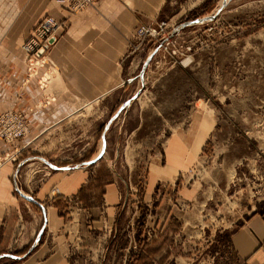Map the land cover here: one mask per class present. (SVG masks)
<instances>
[{
    "label": "rangeland",
    "instance_id": "obj_1",
    "mask_svg": "<svg viewBox=\"0 0 264 264\" xmlns=\"http://www.w3.org/2000/svg\"><path fill=\"white\" fill-rule=\"evenodd\" d=\"M222 2L167 0L148 22L159 28L165 21L164 30L140 49H134L139 39L131 40L125 68H133L124 81L95 101L70 105L61 118L30 119L35 107L46 106L43 100L1 112L0 118L11 110L27 121L25 135H0L12 146L3 156L15 164L16 194L32 199L56 169L86 168L104 182L115 179L123 197L128 193L122 231L109 244L108 259L136 264L143 255L153 264H245L233 253L229 234L264 209V0H229L213 21L170 34L215 13ZM164 36L169 49L157 50L141 77L150 50ZM196 112L211 116L214 127L188 172L192 197L145 202L152 164L164 163L169 136L188 127Z\"/></svg>",
    "mask_w": 264,
    "mask_h": 264
},
{
    "label": "crops",
    "instance_id": "obj_2",
    "mask_svg": "<svg viewBox=\"0 0 264 264\" xmlns=\"http://www.w3.org/2000/svg\"><path fill=\"white\" fill-rule=\"evenodd\" d=\"M166 3L102 0L73 14L53 0H0V114L10 108L26 110L43 100L45 107L28 114L43 123L63 117L70 105L95 101L115 90L124 81V72L133 68V64L125 68V62L137 27L152 22ZM47 15L65 20L68 27L58 31L60 39L47 68L28 76L23 41ZM209 117L196 112L188 127L171 133L164 163L152 164L145 202L155 204L162 196L168 203L174 195L192 197L195 187L186 186L188 172L212 135L214 122ZM11 150L0 142V160L4 159L0 162V264L127 262L126 257L107 258L109 244L122 231L120 220L128 199L115 179L104 182L86 168L56 169L36 197H20L14 188L15 164L3 156ZM229 239L233 253L245 264H264V209L231 230ZM144 260L137 256L136 264H153Z\"/></svg>",
    "mask_w": 264,
    "mask_h": 264
},
{
    "label": "built area",
    "instance_id": "obj_3",
    "mask_svg": "<svg viewBox=\"0 0 264 264\" xmlns=\"http://www.w3.org/2000/svg\"><path fill=\"white\" fill-rule=\"evenodd\" d=\"M60 4L61 6L66 7L73 14H78L81 11L95 6L98 2L102 0H53ZM159 28H156L148 23H143L139 25L134 33L135 39H139L138 43L134 49H140L141 45L149 42L148 39L155 37L156 34H159V31H163L167 23L162 21L159 25ZM68 23L65 20H59L52 15L45 16L26 36L23 41V50H24V61L27 66L28 76L38 74L40 68L49 65L50 63V52L54 46L58 43L60 37L58 31L61 29H67ZM171 37V36H170ZM165 38V39H164ZM163 37L159 49L164 48L169 49L170 38ZM38 69V70H37ZM42 79V78H41ZM4 114L0 118V135L5 136L7 140L15 139L25 135L27 133L26 119L21 115L14 114L13 111ZM1 138V137H0Z\"/></svg>",
    "mask_w": 264,
    "mask_h": 264
},
{
    "label": "water",
    "instance_id": "obj_4",
    "mask_svg": "<svg viewBox=\"0 0 264 264\" xmlns=\"http://www.w3.org/2000/svg\"><path fill=\"white\" fill-rule=\"evenodd\" d=\"M229 0H223L222 4L219 6V8L217 9V11L213 14H210V15H207V16H203V17H199V18H196L192 21H187V22H184L182 24H180L178 27L174 28L172 31H171V35H174L176 32H178L181 28L187 26V25H196V24H202V23H207V22H210V21H213L214 19L217 18V16L219 14H221V12L224 10V8L226 7L227 3H228ZM161 42V41H160ZM158 41H156L154 43V46L152 47V49L150 50L149 54H148V57L146 58L145 62H144V65H143V68H142V71H141V74L140 76L143 77L145 71H146V68L148 67V65L150 64V62L152 61V59L154 58L157 50L159 49V43Z\"/></svg>",
    "mask_w": 264,
    "mask_h": 264
},
{
    "label": "bare ground",
    "instance_id": "obj_5",
    "mask_svg": "<svg viewBox=\"0 0 264 264\" xmlns=\"http://www.w3.org/2000/svg\"><path fill=\"white\" fill-rule=\"evenodd\" d=\"M60 191V190H59ZM57 192H58V190H57Z\"/></svg>",
    "mask_w": 264,
    "mask_h": 264
}]
</instances>
